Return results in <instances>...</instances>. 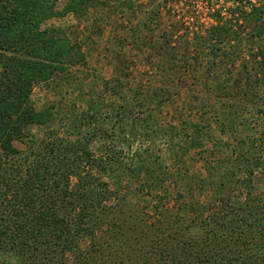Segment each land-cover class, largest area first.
<instances>
[{
  "label": "rangeland",
  "instance_id": "rangeland-1",
  "mask_svg": "<svg viewBox=\"0 0 264 264\" xmlns=\"http://www.w3.org/2000/svg\"><path fill=\"white\" fill-rule=\"evenodd\" d=\"M261 16L228 10L211 24L188 0H93L79 16L49 19L43 26L67 34L83 60L35 84L30 102L50 117L14 142L19 161L35 162L47 143L87 140L95 157L110 158L114 170L93 177L118 194L107 203L126 225L137 213L157 217L156 204L175 213L176 193L210 206L262 195ZM221 24L227 32L213 31Z\"/></svg>",
  "mask_w": 264,
  "mask_h": 264
},
{
  "label": "trees",
  "instance_id": "trees-1",
  "mask_svg": "<svg viewBox=\"0 0 264 264\" xmlns=\"http://www.w3.org/2000/svg\"><path fill=\"white\" fill-rule=\"evenodd\" d=\"M59 1L0 0V264H68L67 253L71 264H264V190L241 202L220 196L213 206L176 193L175 213L157 202V217L137 213L139 222L126 225L107 203L118 194L99 177L114 170L110 158L95 157L86 139L47 143L35 162L19 161L14 142L50 117L30 102L35 84L65 76L83 60L67 34L43 24L79 16L93 0H66L57 9ZM216 25L213 31L227 32ZM257 27L260 35L264 21ZM259 42L253 57L264 73Z\"/></svg>",
  "mask_w": 264,
  "mask_h": 264
},
{
  "label": "built area",
  "instance_id": "built-area-1",
  "mask_svg": "<svg viewBox=\"0 0 264 264\" xmlns=\"http://www.w3.org/2000/svg\"><path fill=\"white\" fill-rule=\"evenodd\" d=\"M264 0H188L191 5L194 3L202 4L206 12L210 14L209 21L211 24L215 23L214 14L219 12L221 15L225 14L228 10L248 14L252 9H257L262 6ZM264 20V13L262 15ZM194 18L191 17V20Z\"/></svg>",
  "mask_w": 264,
  "mask_h": 264
}]
</instances>
